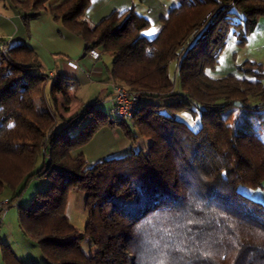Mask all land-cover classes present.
Segmentation results:
<instances>
[{"label":"trees","instance_id":"1","mask_svg":"<svg viewBox=\"0 0 264 264\" xmlns=\"http://www.w3.org/2000/svg\"><path fill=\"white\" fill-rule=\"evenodd\" d=\"M9 1L25 26L48 13L83 41L84 56H108L107 74L141 95L128 118L107 119L95 101L89 113L59 117L67 124L56 128V112L40 110L35 100L48 82L53 103L54 93L74 83L57 73L49 80L30 48L0 39V198L8 193L0 213L31 179H49L37 192L39 205L17 209L21 233L47 264H264V204L247 196L264 185V137L237 132L232 114L264 110V66H237L243 78L210 74L230 34L245 44L264 17V0H176L152 39L141 35L148 21L132 10L90 26L84 18L90 0L55 7L51 0ZM171 62L179 93L168 74ZM169 97L178 99L152 101ZM191 108L200 113L195 131L176 119ZM103 127L120 130L131 145L138 137L148 145L91 164L83 154L72 156ZM40 156L43 166L35 170ZM73 191L86 194L81 234L65 216ZM85 239L94 249L89 254L80 247ZM1 253L4 264H33L7 245Z\"/></svg>","mask_w":264,"mask_h":264},{"label":"crops","instance_id":"2","mask_svg":"<svg viewBox=\"0 0 264 264\" xmlns=\"http://www.w3.org/2000/svg\"><path fill=\"white\" fill-rule=\"evenodd\" d=\"M64 1L66 0H51L48 5L55 7ZM176 5V0H90L84 18L90 26H94L113 13L132 10L148 21L149 26L141 32V35L146 39H152L161 29L162 18ZM0 39L6 40L9 46L26 45L35 53L48 74H61L68 84L74 83V97L80 102L79 105L82 102L78 91L86 85L97 88L95 101L105 100L111 106L112 93L107 81L104 57L93 60L88 55L84 56L83 41L55 23L48 13L41 14L25 26L10 1L0 0ZM69 61L76 63L79 69L74 70L67 66L66 62ZM246 62L264 66V17L258 19L255 29L248 35L244 45L239 46L233 36L228 39L218 64L210 74L213 77L233 75L243 78L236 71V67ZM56 102L58 103V100ZM128 145L129 140L120 130L104 127L98 130L87 145L74 151L72 156L83 154L91 164L105 158L123 155L124 151L128 150ZM251 194L256 200L264 203V185L260 189L251 191ZM12 211L13 207L3 208L0 216L3 224L11 221ZM3 224L1 223L0 229ZM1 239L5 238L0 232V241ZM2 244L8 242H1Z\"/></svg>","mask_w":264,"mask_h":264},{"label":"rangeland","instance_id":"3","mask_svg":"<svg viewBox=\"0 0 264 264\" xmlns=\"http://www.w3.org/2000/svg\"><path fill=\"white\" fill-rule=\"evenodd\" d=\"M230 37H232V34H230ZM89 52L87 54H89ZM97 54H98L97 60H99L100 53L97 52ZM103 63L108 68H110V58L108 56H104ZM66 65H67V62H66ZM175 69H176V62H171L168 66V74H169L170 79L175 82L174 93H179L180 92L179 85H178V82L175 80L176 78ZM48 75H49V80H51V78L55 76V74H48ZM107 81L110 85L109 88L111 89V93L113 89L112 87L113 84L120 86L113 80L111 75H108ZM96 89L97 88L94 86L85 85L83 86V88H81L78 91V96L79 98H81V102H82L81 105H79L80 102L74 97L75 88L67 89L65 91V94L61 92L54 93L53 95H54V99L56 103L55 104L51 100L50 92H49L50 84H48L45 87V92H44L45 95L43 97L42 96L37 97L35 102L38 105L40 110L46 109L50 111L54 110L56 112L57 114L56 128H59L67 124V121L63 122L59 119V117L68 119L75 115L76 116L80 115L82 112H83L82 114H84L85 112L89 113L90 110L87 106L91 105L95 101L94 98L96 97L95 95L97 92ZM56 99L58 100V103L56 102L57 101ZM175 99H178V97H169L165 99L155 98V99H152V101L156 103H164V102L169 103ZM98 107L101 111L106 113L107 119H117L113 115L111 111V106L110 104H108L107 101L105 100L99 101ZM232 111H233L232 114L235 117L234 127L237 132L241 134H253L254 133L257 136L264 137V110L256 111V112L252 110H251L252 112L248 110L247 111L246 110H242V111L232 110ZM199 115L200 113L198 110H196L195 108H191L190 111H182L180 113H177L176 119L185 123L191 130L195 131L200 126ZM79 128L80 127L78 126L74 128L73 131L72 130L68 131V133L72 135ZM147 145H148V140L146 138L138 137L133 145H131L129 142L128 150L124 151L123 155L129 154L131 151L136 152L139 149L145 148ZM123 155H120V156H123ZM85 159L87 160V157H85ZM44 164H48V160L47 161L45 160ZM88 164L90 163L88 162ZM3 165H5L6 168H11L10 171H12L13 174H14V171L15 172L18 171L16 168H14V170L12 169L13 167L10 166L11 162L3 163ZM18 166L19 168H21L20 165ZM42 166H43V158L42 156H40L38 157V160L36 162L35 170H39ZM10 179L12 180V182L16 181L17 175L11 176ZM48 185H49V179L46 177H35L31 179L26 184L25 188L23 189L21 195L18 197L16 202L9 205L10 207H13V211H12L13 216L11 217V221H9V223L3 224L1 220V223L3 225L1 226L0 232H1V235H3V238L5 239H1L0 241V264H4L2 253H1V248L3 247L2 245L9 246V248L15 254V256L18 258L19 261H22L24 263H33V264H47L46 259L44 258V256L42 255V253L40 252L36 244L31 239L23 236V234L20 231H18L19 225L17 221V211H18L17 209L19 207L25 208V209H33L37 205H39L40 202L36 200L37 192L41 193L45 191ZM246 191L247 190L245 191L241 190V192L243 193H247ZM7 196H8V193L6 192L3 198H0V201L4 200V198L6 199ZM247 196H249L252 200L258 201L255 199V197L252 196V194L251 195L249 194ZM85 200H86V194L84 192L73 191L68 196L67 205L65 208V216L67 217L69 224L73 226L74 229L80 234L84 232V228L87 223V211L85 209ZM16 205H17V208H16ZM1 214L2 213H0V216ZM1 242H8V244L1 245ZM80 247H81V250L86 254H89L90 252L94 250L93 247L91 246V242L88 239L81 241ZM162 259L168 260V258L166 257H162Z\"/></svg>","mask_w":264,"mask_h":264},{"label":"built area","instance_id":"4","mask_svg":"<svg viewBox=\"0 0 264 264\" xmlns=\"http://www.w3.org/2000/svg\"><path fill=\"white\" fill-rule=\"evenodd\" d=\"M87 55L93 60H97L98 58V54L95 51H90L89 54ZM67 65L74 70L78 69L76 63L72 61L67 62ZM112 87L113 89L111 96V108L113 115L117 119L128 118L131 115H133L136 112V109L139 105V102L141 100V95L137 93L129 92L118 85L113 84ZM6 204H7V199L0 201V206H5ZM0 225H1V219H0Z\"/></svg>","mask_w":264,"mask_h":264}]
</instances>
